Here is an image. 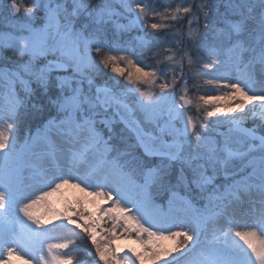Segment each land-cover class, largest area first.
I'll return each instance as SVG.
<instances>
[{
    "label": "snow or ice",
    "instance_id": "obj_1",
    "mask_svg": "<svg viewBox=\"0 0 264 264\" xmlns=\"http://www.w3.org/2000/svg\"><path fill=\"white\" fill-rule=\"evenodd\" d=\"M23 12L0 30V264H80L84 237L92 264H264V0H31ZM211 90L222 94L190 95ZM117 116L135 137L123 149ZM27 118L43 123L18 146ZM65 187L91 207L53 199Z\"/></svg>",
    "mask_w": 264,
    "mask_h": 264
},
{
    "label": "rangeland",
    "instance_id": "obj_2",
    "mask_svg": "<svg viewBox=\"0 0 264 264\" xmlns=\"http://www.w3.org/2000/svg\"><path fill=\"white\" fill-rule=\"evenodd\" d=\"M10 0H0V30H4V31H7L8 28H7V25L8 24H18L20 22H22L24 19H25V14L23 12V5L25 4H28L30 5L31 4V0H17V3L21 4L22 7H21V13L19 14V16H12L8 10V2ZM96 0H93V3H95ZM117 7V9L119 10V5L116 4L115 5ZM42 16H43V12L42 10H37L35 12V17H34V22L35 24L38 26L41 22H42ZM121 23H127L126 20L124 19H121L120 21ZM179 27V26H177ZM113 33H114V29H112L111 25H109V32H108V35H109V38L111 39L112 36H113ZM138 33L133 30L131 33H121L119 35L116 36V39L123 42V41H127V40H130L132 37L136 36ZM8 55H11L13 56L14 58H18L16 57V55L12 52H8L7 53ZM26 59V57H25ZM107 72V76L110 77V76H113L115 74L111 73L110 70H105ZM221 71H225L224 69H221ZM229 75H234L233 73H229ZM206 77H201L200 79L203 80L205 79ZM105 79H107V77H105ZM117 79H119L121 81V83H126V81L123 79V77H117ZM97 82H101L100 79L97 80ZM190 83H192V81H190ZM33 87H35V85H33ZM222 92H217L215 90H211V91H207V92H192L190 93V95L193 96V98L195 99L196 97H198L199 95H209V96H214V95H221ZM210 110V109H209ZM193 113H195V109L193 108ZM52 115L55 114L54 110H52L51 112ZM45 118H47V113L45 114ZM137 119H139L142 123V126L145 127L146 130H149V131H154V127L152 125H149V124H145L143 122V117L142 115L140 114H137L136 116ZM29 120H31L32 118H28ZM115 119V122L113 124V140H112V143L123 149L125 147V143H134L135 142V138L134 136L129 133L125 127H123L121 124H120V121L117 117L114 118ZM209 120H211L213 122V125L215 126V119L214 118H209ZM33 123H37L35 126L34 125H31L29 128H24L21 130V127L19 125V127L17 128L16 130V138H17V141H18V146L23 144L24 142V139H25V136L26 134L31 131L32 133H34L37 129L38 126L42 125L43 123V120H39V119H33ZM255 123H259L258 121H255ZM254 124V121L252 119H248L245 121V125L248 126L249 128H251ZM226 128V125H221L220 126V130L223 131L225 130ZM260 133L261 134H264V129H259ZM105 135L107 136V130L105 129ZM139 151V150H138ZM24 177L27 178L28 176V172H24ZM223 178L220 177L218 178L217 182L220 183L222 182ZM25 183H28L27 179H25ZM46 190V189H45ZM68 196V197H73L75 195H80V196H85V199L89 202V207H91V198L90 197H87L84 193H80L77 189H73L71 187H65V189L62 190V193L60 194H56L54 195L53 199L59 201V197L60 196ZM153 195L155 196L156 198V203L157 204H161V203H164L166 205V196H163L161 195L160 193H158L156 190H153ZM201 203L202 202H198L197 203V206H201ZM37 212H43L44 209L43 207H37L36 209ZM219 227H222L224 228L225 230L228 228V224L226 221H221L220 222V225ZM236 229H233V231H235ZM53 235L57 236V237H65L68 235L67 233V230L65 229H57ZM201 239L203 240L204 237L202 236ZM55 242V241H53ZM121 244V246H125L127 245V247H136L138 248V244L134 243L132 240H129V239H122L120 240L119 242ZM77 244L79 245V248L81 250L77 251L75 253L76 257H77V260H79L80 256L82 255H87L86 252H84L82 249L84 248H89L91 249V243L90 241L84 237L83 239H78L77 240ZM93 252H94V249H91ZM36 256H39V252H35L34 253ZM88 256V255H87ZM89 257V256H88ZM29 257H25V259H20L19 257H16L14 258V264H25V260H27ZM80 264H92V258L89 257L88 259H84V260H80L79 261ZM181 264H182V261H181Z\"/></svg>",
    "mask_w": 264,
    "mask_h": 264
},
{
    "label": "trees",
    "instance_id": "obj_3",
    "mask_svg": "<svg viewBox=\"0 0 264 264\" xmlns=\"http://www.w3.org/2000/svg\"><path fill=\"white\" fill-rule=\"evenodd\" d=\"M37 124V123H36ZM35 123H33V119L29 120L28 118L25 119L24 121L21 122L20 124V127H21V130L24 129V128H29L31 125H36ZM89 257L85 254V255H81L79 260H84V259H88Z\"/></svg>",
    "mask_w": 264,
    "mask_h": 264
},
{
    "label": "water",
    "instance_id": "obj_4",
    "mask_svg": "<svg viewBox=\"0 0 264 264\" xmlns=\"http://www.w3.org/2000/svg\"><path fill=\"white\" fill-rule=\"evenodd\" d=\"M10 4V1L8 2V5ZM8 10H9V8H8ZM10 12V11H9ZM117 118L119 119V117L117 116ZM119 121H120V119H119ZM120 123L124 126V124L120 121ZM125 127V126H124ZM245 127H248V126H246L245 125ZM133 135V134H132ZM134 136V135H133ZM135 138V137H134Z\"/></svg>",
    "mask_w": 264,
    "mask_h": 264
}]
</instances>
